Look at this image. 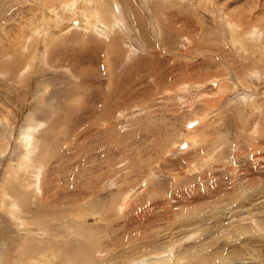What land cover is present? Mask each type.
<instances>
[{"label": "rangeland", "instance_id": "374dc122", "mask_svg": "<svg viewBox=\"0 0 264 264\" xmlns=\"http://www.w3.org/2000/svg\"><path fill=\"white\" fill-rule=\"evenodd\" d=\"M72 1L0 0V264H264V0Z\"/></svg>", "mask_w": 264, "mask_h": 264}, {"label": "bare ground", "instance_id": "6f19581e", "mask_svg": "<svg viewBox=\"0 0 264 264\" xmlns=\"http://www.w3.org/2000/svg\"><path fill=\"white\" fill-rule=\"evenodd\" d=\"M37 1H38V0H37ZM40 1H41V0H40ZM33 2H34V1H33ZM51 2H52V1H51ZM53 2H54V1H53ZM53 2H52V4H53L54 6H55V5H58V6H59V4H54L55 2H54V3H53ZM82 2H83V1H82ZM90 2L92 3V7L94 8V7L97 5L98 0H90ZM90 2H89V4H90ZM36 3H37V2H36ZM85 3H87V2H85ZM27 4H29V3H27ZM34 4H35V3H34ZM44 4H45V5H48V0H43V5H44ZM52 4H51V5H52ZM87 4H88V3H87ZM89 4H88V5H89ZM162 4H163V3H162ZM63 5H64V4H63ZM67 5H68V6L64 5V6H63V9H67L69 12H72L73 14H77V12H76V7H77L78 3H77L76 0H73L72 2H69ZM90 5H91V4H90ZM154 5H155V4H154ZM26 6H27V5H25V7H26ZM33 6H34V5H33ZM33 6H32V9L35 8V7H33ZM35 6H36V5H35ZM58 6H57L56 8H59ZM78 6H79V5H78ZM159 6H160V5H159ZM28 7H29V6H28ZM44 7L46 8V6H44ZM51 7H52V6H51ZM149 7H150V6H149ZM160 7H161V6H160ZM47 8H48V7H47ZM49 8H50V7H49ZM49 8H48V10H49ZM10 9H11V8H10ZM8 10H9V9H8ZM34 10H35V9H34ZM51 10H53V8H52ZM116 10H117V9H116ZM26 11H28V10H26ZM35 11L37 12V10H35ZM78 11H80V10H78ZM89 11H90V10H89ZM91 11H93L95 14H99V13L102 12V11L100 12L98 8H96L95 10L92 9ZM154 11H155V10H154ZM117 12H119V11H117ZM89 13H90V12H89ZM226 13H227V12H226ZM68 14H69V13H68ZM91 14H92V13H91ZM111 14H112V13H111ZM111 14H110V15H111ZM118 14H119V13H118ZM124 14H125V13H124ZM140 14H141V13H140ZM89 15H90V14H89ZM113 15H114V14H113ZM78 16H80L81 19L83 18V21L81 20L82 23H81V25H80L79 27L82 26L81 28H82L83 30L85 29L84 31H89V30H90L92 27H94V26H95L94 28H96V27L99 25V23H100V22H99V23H95V20H93V21H92V20H91V21H88V14H86V13H85V16H84V15H79V14H78ZM90 16H91V15H90ZM95 16H96V15H93V17H95ZM98 16H99V15H98ZM100 16H101V15H100ZM112 17H113V16H112ZM137 17H138V16H137ZM71 18H72V17H71ZM91 18H92V17H91ZM113 18H114V20H113L114 22L116 21V22L120 23V21H117L119 18H116L115 15H114ZM99 19H100V18H99ZM111 19H112V18H111ZM73 20H75V19H73ZM78 20H79V19H78ZM121 20H122V19H121ZM124 20H126V19L124 18ZM81 21H77L75 24L78 25V24H80ZM101 21H102V20H101ZM126 21H128V20H126ZM229 21H230V20H229ZM102 22H103V21H102ZM116 22H115V23H116ZM122 22H123V21H121V24H122ZM61 23H62V22H61ZM103 23H104V22H103ZM140 23H141V22H140ZM226 23H230V22H226ZM58 24H59V23H58ZM91 24H93L94 26H90ZM96 24H98V25H96ZM105 24H106V23H105ZM125 24H127V23L125 22ZM136 24H137V23H136ZM143 24H144V23H143ZM45 25H46V24H45ZM72 25H73V23H72ZM72 25L68 26L67 28H71V29H73L74 26H72ZM101 25H102V24H101ZM122 25H123V24H122ZM122 25H121V26H122ZM127 25H128V24H127ZM130 25H131V23H130ZM71 26H72V27H71ZM106 26H107V24H106ZM106 26H105V27H106ZM108 26H109V25H108ZM118 26H119V25H118ZM139 26H140V25H139ZM56 27H58V26H56ZM76 27H77V26H76ZM89 27H90V28H89ZM129 27H130V26H129ZM137 27H138V25H137ZM77 28H78V27H77ZM97 28H98V27H97ZM100 28H101V27H100ZM247 29H248V28H247ZM93 30H94V29H93ZM245 30H246V29H245ZM35 31H36V30H35ZM40 31H41V30H40ZM46 31H47V30H46ZM94 31H95V30H94ZM140 31H141V30H140ZM224 31H225V30H224ZM227 31H229V30H227ZM230 31H231V30H230ZM97 32H98V31H97ZM239 32H240V31H239ZM252 32H253V30H252ZM37 33H38V32H37ZM229 33H230V32H229ZM230 34H231V33H230ZM127 35H128V34H127ZM236 35H237V34H236ZM245 35H246V34H245ZM231 36H232V35H231ZM239 36H240V35H239ZM232 37H233V36H232ZM244 37H245V36H244ZM253 37H254V36H253ZM107 38H108V37H107ZM230 38H231V37H230ZM235 38H237V37H235ZM254 38H255V37H254ZM131 40H132V39H131ZM147 40H148V39H147ZM246 41H247V40H246ZM250 41H251V40H250ZM237 42H238V41H237ZM247 42H248V41H247ZM247 42H246V43H247ZM112 43H113V42H112ZM116 43H118V41H117ZM116 43H115V44H116ZM244 43H245V42H244ZM260 43H261V42H260ZM13 44H14V43H13ZM21 44H22V43H21ZM113 44H114V43H113ZM119 44H120V43H119ZM220 44H222V41L220 42ZM228 44H229V43H228ZM116 45H117V46H116ZM116 45H112V46H111V48H113V50H114V56H115V55H121V54H123V53H122V52H123V49H122V48H119L120 46H119L118 44H116ZM236 45H237V44H236ZM239 45H240V44H239ZM0 46L2 47L3 45H1V43H0ZM19 46H20V45H19ZM121 46H122V45H121ZM133 46H134V45H133ZM240 46H242V45H240ZM243 46H244V45H243ZM260 46H261V45H260ZM3 47H5V46H3ZM12 47H14V46H12ZM17 47H18V46H17ZM213 47H214V46H213ZM219 47H220V46H219ZM221 47H222V45H221ZM222 48H223V47H222ZM243 48H246V47H243ZM255 48H256V47H255ZM6 49L8 50V47H7ZM9 49H10V48H9ZM16 49H17V48H16ZM208 49H209V48H208ZM2 50H3V49H2ZM2 50L0 51V54H1V52H3ZM11 50H12V49H10L9 51H11ZM9 51H8V52H9ZM15 51H16V50H15ZM261 51H262V50H261ZM8 52H6V53H8ZM9 53H10V52H9ZM12 53H13V51H12ZM15 53H16V52H15ZM24 53H25V52H24ZM248 54H249V53H248ZM23 55H24V54H23ZM0 56H1V55H0ZM4 56H5V55H4ZM13 56H14V55H13ZM223 56H224V55H223ZM14 57H15V56H14ZM17 57H18V56H17ZM15 58H16V57H15ZM18 58H19V57H18ZM13 59H14V58H13ZM213 60H214V59H213ZM18 62H19V61H18ZM236 62H237V61H236ZM240 62H241V61H240ZM2 63H3V62H2ZM13 63H14V62H13ZM20 63H22V62H20ZM246 63H247V62H246ZM14 64H15V63H14ZM217 64H218V63H217ZM12 66H13V65H12ZM14 66H16V64H15ZM17 66H18V65H17ZM19 66H20V65H19ZM215 66H216V65H215ZM5 67H6V66H5ZM7 68H8V67H7ZM14 68H16V67H14ZM14 68L11 67L10 69L12 70V69H14ZM17 69H18V67H17ZM19 69H20V67H19ZM3 70H6V69L3 68ZM7 70H8V69H7ZM8 71H9V70H8ZM15 71H16V70H15ZM85 72H89V70H85V71H83L84 74H88V73H85ZM18 74H19V73H18ZM5 76H7V75H5ZM209 77H210V76H209ZM211 79H213V78H211ZM211 79H209V80H211ZM46 80H49V79H46ZM198 81H199V80H198ZM201 81H202V80H201ZM21 82H22V81H21ZM24 82H25V81H24ZM20 84H21V83H20ZM194 84H196V83H194ZM194 84H193V85H194ZM204 84H205V83H204ZM202 85H203V84H202ZM205 86H206V85H205ZM198 89H199V88H198ZM201 89H202V88H201ZM206 94H208V93H206ZM213 96H214V95H213ZM206 98H207V97H206ZM191 104H192V103H191ZM210 105H211V104H210ZM195 106H196V105H195ZM190 107H191V106H190ZM139 109H140V108H139ZM195 118H196V117H195ZM5 119H6V118H5ZM203 119H204V118H203ZM31 120H32V119H31ZM201 120H202V119H201ZM204 120H205V119H204ZM36 121H37V120H36ZM36 121H35L36 124L32 121V122H33V126H36V125H38L39 123H41V122L37 123ZM190 121H191V120H190ZM5 122H6V121H5ZM198 122L200 123V121H198ZM30 124H32V123H30ZM196 124H197V122L193 121V123H191V126H192V127L190 126L191 129H190V127L186 128V131H188V132L186 133L187 138H186V137H185V138H186V141H188L189 143L192 142V141H191L192 139L190 140V138H193V140H194V139H196V137H197V134H195V132H194L195 135H193L194 137H193V136H192V137H189V135L194 131V129H195L194 127L196 126ZM31 126H32V125H31ZM28 128H31V127L29 126ZM196 128H197V127H196ZM32 130H33V127H32ZM191 130H192V131H191ZM28 131H29V130H28ZM26 133H27V132H26ZM28 135H29V134H28ZM32 135H33V134H32ZM34 135H35V134H34ZM181 138H182V137H181ZM27 139H28V140H27L28 143H26V146L30 145V143H31L30 139L32 140L33 138H32V136H31V137H29V138L27 137ZM186 141H185V142H186ZM22 142H23V141H22ZM188 142L185 143V144H186L185 147H187V146L190 145ZM198 142H199V140H198ZM198 142H197V143H198ZM200 142H201V141H200ZM24 144H25V143H24ZM27 144H28V145H27ZM33 144H34V143H33ZM191 144H192V143H191ZM192 145H194V144H192ZM192 145H191V146H192ZM177 147H180V145H178ZM27 148H28V150H29V147H27ZM30 148H31V147H30ZM25 149H26V148H25ZM25 149H24V150H25ZM187 149H188V148H187ZM28 150H27V151H28ZM24 153H25V152H24ZM24 153H22V154L24 155ZM29 153H30V152H29ZM29 153H25L24 161H23V163H25V164H28V162H29L28 159H31V156H30ZM33 153H34V152H33ZM20 155H21V154H20ZM21 156H22V155H21ZM20 158H21V157H20ZM21 159H22V158H21ZM22 160H23V159H22ZM27 161H28V162H27ZM11 164H12V162H11ZM16 165H17V164H16ZM19 165H20V164H19ZM9 166H10V165H9ZM31 166H32V165H31ZM35 166H36V165H35ZM35 166H33V167H35ZM19 167H21L20 169L23 170V166H19ZM19 167H18V168H19ZM28 167H29V166H28ZM28 167H27V168H28ZM33 167H32V168H33ZM39 167H40V166H39ZM32 168L30 167L29 169H32ZM35 168H37V166H36ZM7 169H9V168H7ZM16 170H18V169H15L14 172H17ZM25 170H28V169H25ZM10 172H11V171H10ZM35 172H36V171H35ZM39 172H40V171H39ZM153 172H154V171H153ZM3 173H4V172H3ZM33 173H34V172H33ZM151 173H152V172H151ZM24 174H25V173H24ZM4 175H5V174H4ZM16 175H17V174H16ZM14 177H15V176H14ZM104 177H105V176H104ZM11 179L13 180V175H12V178H11ZM149 180H151V179H149ZM146 181H147V180H146ZM146 181H145V182H146ZM152 181H153V180H152ZM6 182H7V181H6ZM6 182H5V183H6ZM145 182H144V183H145ZM3 183H4V181H3ZM144 185H145V184H144ZM4 187H5V186H4ZM130 189H131V187H130ZM130 189H129V190H130ZM133 189H134V188H132V190H133ZM125 190H126V189H125ZM129 190H128V188H127V191H128V192H125V193H124V196H123V198H122V200L124 201V203H120V204H119V208L126 207V205H128V203H130L129 201H130V199L132 198V195H128V194H129ZM132 190H131V191H132ZM127 193H128V194H127ZM134 197H135V196H134ZM107 202H108V201H107ZM109 202H110V201H109ZM261 202H262V201H258V202H256L255 204L258 205V204H260ZM103 203H104V202H103ZM107 205H108V204H107ZM107 205H106V206H107ZM3 206H4V205H3ZM14 207H16V205H14ZM107 207H108V206H107ZM107 207H105V208H107ZM110 207H111V206H110ZM3 208H4V207H3ZM96 208H97V209L101 208V205L99 204V202H98L97 206L95 207V209H96ZM16 209H17V207H16ZM20 209H21V208H20ZM97 209H96V210H97ZM12 210H13V208H12ZM96 210H95V211H96ZM15 213H16V212H15ZM19 213H20V211H19ZM43 214H44V213H43ZM45 214H46V213H45ZM6 215H7V214H6ZM20 215H21V214H20ZM8 216H9V215H8ZM40 216H41V215H40ZM44 216H46V215H44ZM10 217H11V215H10ZM13 217H14V216H13ZM21 217H22V218H25L26 216H25V215H22ZM42 217H43V216H42ZM40 218H41V217H40ZM40 218H39V219H40ZM46 218H47V217H45V219H46ZM15 219H16V218H15ZM18 219H19V218H18ZM41 219L44 220V218H41ZM38 221H39V220H38ZM40 221H41V220H40ZM46 221H47V220H46ZM46 221H44L45 223H43V224H41V225L46 226ZM73 221H76V218H74ZM33 222H34V221H31V224H32ZM18 223H19V224H23V220H22V221H18ZM35 224H38V223L35 222ZM47 224H48V223H47ZM38 225H39V224H38ZM27 230H29V234H30V232L33 231V228L30 227V229H27ZM27 230H26V231H27ZM28 246H29V245H28ZM28 246H26V247H28ZM91 248H92V247H91ZM2 249H3V248H2ZM87 251H88V250H87ZM90 252H91V251H90ZM79 253H80V252H79ZM191 254H192V253H191ZM7 256H8V255H7ZM78 256H79V254H78V255L75 254V255L73 256L72 259H73L74 262H76V264H81V262H80L81 260H80V258H78ZM177 257H178V256H177ZM131 259H134V258L132 257ZM45 260H46V259H45ZM83 261H84V259H83ZM132 261H133V260H132ZM100 262H101V261H100ZM143 262H147V258L144 259ZM176 262H177V261H176ZM10 263H11V262H10ZM12 263H13V262H12ZM46 263H48V262H46ZM114 263H115V262H114ZM137 263H139V262H137ZM7 264H8V263H7ZM43 264H45V263H43ZM104 264H105V263H104ZM115 264H116V263H115ZM129 264H130V261H129ZM143 264H150V263L148 262V263H143ZM167 264H168V263H167ZM170 264H171V263H170Z\"/></svg>", "mask_w": 264, "mask_h": 264}, {"label": "water", "instance_id": "95a60500", "mask_svg": "<svg viewBox=\"0 0 264 264\" xmlns=\"http://www.w3.org/2000/svg\"><path fill=\"white\" fill-rule=\"evenodd\" d=\"M186 125H187V126H190V125H191V122H188ZM181 146H182V147H185V146H186V144H185L184 141L181 143Z\"/></svg>", "mask_w": 264, "mask_h": 264}]
</instances>
